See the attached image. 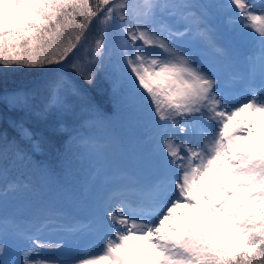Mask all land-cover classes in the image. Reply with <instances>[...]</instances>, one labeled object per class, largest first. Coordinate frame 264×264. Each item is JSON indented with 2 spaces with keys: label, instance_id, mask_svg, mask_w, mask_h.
Wrapping results in <instances>:
<instances>
[{
  "label": "snow or ice",
  "instance_id": "obj_1",
  "mask_svg": "<svg viewBox=\"0 0 264 264\" xmlns=\"http://www.w3.org/2000/svg\"><path fill=\"white\" fill-rule=\"evenodd\" d=\"M21 70L47 79L0 91L22 114L19 140L0 133V264H264V0H0V76ZM100 73L140 137L135 168L80 186L85 219L54 206L63 189L17 203L11 171L49 143L26 118L101 156L118 143L94 134L111 123L84 87ZM91 234L102 254L79 246Z\"/></svg>",
  "mask_w": 264,
  "mask_h": 264
},
{
  "label": "rangeland",
  "instance_id": "obj_2",
  "mask_svg": "<svg viewBox=\"0 0 264 264\" xmlns=\"http://www.w3.org/2000/svg\"><path fill=\"white\" fill-rule=\"evenodd\" d=\"M99 35L100 31L98 26L96 24H93L92 30L89 32V37L90 39H92L91 42H94L95 38H97ZM204 55L206 59H211L210 52H205ZM80 83L83 84V81H80ZM85 90L87 94L92 98V100L96 101V103L107 112L110 119L113 117L119 118L118 121L116 119H114V121L110 120L111 123L109 124L107 129H103L106 130L104 131L105 136L108 134H114L118 142L109 149V154H107V156L103 155V160H101V155L94 153L90 148L83 146L78 142H74L73 140H70V132L54 134L52 132L54 121L50 120L48 122H44L38 120L35 117H30V120H32V122L34 123V130H36V133L38 135L42 133L41 131L44 129L42 134L49 138L48 147L51 148V153H53L55 156L53 163H51L50 165L46 163L48 170L45 172L44 176L48 178L50 173H52V170L55 168L62 171V173L64 174L62 175L64 176V178H61L63 180V187L59 188L57 186L56 190H64V194L61 195V199L64 200L61 202L62 205L60 206H62L61 209L64 210V212H68L69 216H66L67 223H71L73 219H85L83 211L79 208L76 202L77 193L79 192L80 186L82 184L90 182L97 174H104L108 172L110 164H112L113 166H118L119 164H121V162L124 161L123 164L125 165V167L123 168V170L134 169L136 166V156L138 154L140 144L139 135L133 129L128 127L123 115L122 108L117 102V99L114 97L112 87L106 80L103 73H100L98 75L94 86H88V88L85 87ZM1 113L7 116V120L3 123L7 125V128L5 130L4 128H1V123L0 133H6L9 139L15 137L17 140H19L20 138L18 132L11 126L9 121L20 120L22 118V114L13 112H0V116H2ZM25 120L29 121V117ZM71 121L72 119L66 121L64 120L66 127L69 129L75 127V124L71 123ZM257 129L258 131H260L259 125H257ZM51 142L53 143L54 147L51 146ZM27 143V141H21V145L25 144L26 146ZM22 147H24V145H22ZM112 151L117 152V155L115 157L110 154ZM41 154L43 156L44 151ZM38 158L39 160H41L40 162L44 164V160L40 155ZM110 158L113 160H111ZM25 163L26 161L20 163L22 164L23 169ZM20 164L19 167L21 166ZM27 164L29 165V168H31V165L28 162ZM13 177L16 178L14 175ZM46 182L48 186H51L49 180H46ZM46 238L56 239L57 234H53L50 237ZM130 243H139V241L133 240L130 241ZM85 245L98 252L99 254H102L99 251L100 237L98 235L91 234L83 238L79 242V246ZM75 250L76 246L67 249L65 251V255H71Z\"/></svg>",
  "mask_w": 264,
  "mask_h": 264
},
{
  "label": "trees",
  "instance_id": "obj_3",
  "mask_svg": "<svg viewBox=\"0 0 264 264\" xmlns=\"http://www.w3.org/2000/svg\"><path fill=\"white\" fill-rule=\"evenodd\" d=\"M91 41H92V39H90V41H89L90 45L93 43ZM45 79H47L46 73L29 72L27 70H21V71H17V72H8L5 75L0 76V91L3 89H7V90H13V89L28 90V89H32V88H35L39 83H41ZM85 87L88 88L87 85ZM30 119L31 118L29 117V121L25 120L26 127L30 128L32 131H34L36 133V130H34V123ZM69 119H72L71 123H74V124L76 123L75 119L72 116L66 117L65 121L69 120ZM114 119H116L118 121L119 118L113 117L110 120L114 121ZM6 120H7V116L2 114V116H0V124L2 123L1 128H4V130L7 128V125L3 124ZM115 124H116V121H115ZM43 131H44V129L41 132L43 133ZM104 131H106V130L97 129L94 134L97 136H105ZM42 133H40V134H42ZM116 141H117V139H116ZM48 144L45 145L43 156L40 153V154H36L32 157L31 168H29V165L27 164L28 161H26V163L24 165V169L22 168V164L19 163L21 166L19 167V164H18L11 171L10 174L13 173V175L16 177L15 181L21 185V190L17 193V196H16V202L17 203L29 204L31 201H34L37 198L35 195V192L30 191V190H25L23 187L24 185H28L29 189H34L36 191H39V190L49 191L50 190L53 192L57 191L56 190L57 186L59 188L63 187V184H62L63 180L62 179L64 178V176H62V175H64V174L62 173V171L57 170L55 168L52 170V173H50L49 177L47 178L46 176H44L45 172H43L39 168L33 166L36 163V160L37 159L39 160V158H38L39 155L43 158L44 164L47 163L50 165L51 163H53L55 156L53 153H51L52 150H51V148L48 147ZM50 144H51V146L53 145L52 142ZM22 145H24V147L26 149L29 148L28 143L26 144V146H25V144H22ZM101 160H103V156H101ZM104 160H105V158H104ZM111 160H113V159H111ZM40 161L41 160H39V162ZM104 162H106V161H104ZM123 162H121V164L118 165L121 169H123L125 167ZM14 173H16V174H14ZM46 180H49V183L51 184V186L47 185ZM64 196H66V195H64ZM63 200L64 199H61V196H60L58 198V200H56L54 202V206L58 208L59 205H62L61 202Z\"/></svg>",
  "mask_w": 264,
  "mask_h": 264
}]
</instances>
